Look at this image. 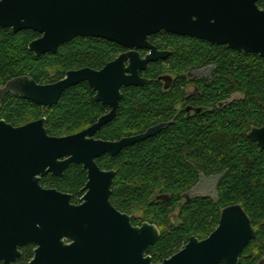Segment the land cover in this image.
Returning <instances> with one entry per match:
<instances>
[{
    "label": "trees",
    "instance_id": "trees-1",
    "mask_svg": "<svg viewBox=\"0 0 264 264\" xmlns=\"http://www.w3.org/2000/svg\"><path fill=\"white\" fill-rule=\"evenodd\" d=\"M259 7L264 10V0ZM38 36L33 31L14 34L0 28V89L24 76L48 84L61 80L70 70H99L124 51L102 39L76 38L61 46L57 54L36 57L28 46ZM150 41L170 51L167 63L176 81L165 92L163 84L156 81L164 68L151 64L145 73L152 77L150 84L124 89L116 119L97 137L115 141L160 123L171 125L115 157L98 160L102 169L117 172L111 202L123 213L143 212L144 220L159 228L160 239L149 253L156 264L178 253L190 237L207 238L217 228L221 211L240 204L256 230L240 264H260L264 259V150L248 133L253 127L264 126V60L164 31ZM206 67L212 68L213 76L194 83L201 95L191 102L202 112L187 118L189 82L181 75ZM94 95L87 84H81L66 90L56 106L43 110L8 93L0 103V120L19 126L30 116L35 120L45 117L49 135L75 134L94 124L108 109L96 102ZM236 95L241 98L233 99ZM202 177L219 178L217 201L197 197L181 203L183 194ZM85 181L86 173L72 165L59 185L78 199Z\"/></svg>",
    "mask_w": 264,
    "mask_h": 264
},
{
    "label": "water",
    "instance_id": "water-1",
    "mask_svg": "<svg viewBox=\"0 0 264 264\" xmlns=\"http://www.w3.org/2000/svg\"><path fill=\"white\" fill-rule=\"evenodd\" d=\"M259 2L0 0V28L11 29L14 34L33 31L41 35L28 46L36 57L57 54L61 46L76 38L102 39L127 50L101 70H71L51 84L19 77L0 89V101L12 93L46 110L56 106L66 90L86 83L95 92L94 100L110 108L89 128L65 137L50 136L45 118L20 127L0 121V161L58 160L60 177L72 164L87 171L80 205L71 204L70 195L58 193L57 232L45 246V241L38 242L41 249L31 264H156L149 253L160 239L159 228L151 223L135 227L130 215L118 211L111 202L116 171L102 170L97 159L115 157L155 137L171 123L152 126L119 141L96 139V135L116 119L124 98L122 89L149 85L150 80L142 73L151 63L169 57V51H161L149 41L162 31L264 60V10ZM142 51L148 54L143 57ZM248 138L264 150V126L253 127ZM255 238L256 230L243 206L230 205L221 211L217 228L207 238L190 237L178 253L159 264H240L243 251Z\"/></svg>",
    "mask_w": 264,
    "mask_h": 264
},
{
    "label": "flooded vegetation",
    "instance_id": "flooded-vegetation-1",
    "mask_svg": "<svg viewBox=\"0 0 264 264\" xmlns=\"http://www.w3.org/2000/svg\"><path fill=\"white\" fill-rule=\"evenodd\" d=\"M40 37L41 35H39L36 39ZM152 37L149 38V41ZM150 43L158 48V46L153 44L151 41ZM123 50L124 51L120 53L119 55L127 52V50H125L124 48ZM159 50L168 51V50H163V49H159ZM146 54H148V52L146 51L141 52V55L143 57ZM169 57H167L164 60H159L155 63L160 64L162 67L163 65H168L167 61ZM151 64L149 66H151ZM206 68H211V67H206ZM206 68H201V69L205 70ZM199 70L200 69H195V70L189 71L181 75L182 78L186 79V81L189 82L188 87H187V93H188L187 99L189 100L190 105H187L185 107V114L187 118H194L202 112L201 107L194 106L191 103L193 102L194 99L200 97L201 95L198 92V87L194 83L199 82L200 80L204 79L203 76H208V78H205L207 80H210L211 76H213L212 68H211V72H206V71L199 72ZM146 72L142 73V77L149 79L151 82L152 77L148 78L145 74ZM156 81H159L161 84H163V90L165 92H168L172 88L174 82L176 81V76H173V74H170V75L163 74V75H159L158 77H156ZM48 84H51V83H48ZM129 88H135V87H129ZM124 89H127V88L122 89L123 95H124L123 93ZM107 108L108 109L106 113H104L100 117L109 113L110 108L109 107ZM42 118H45V117H42ZM39 119H36V120H39ZM36 120H33V121H36ZM167 123H171V122H167ZM92 125L87 126L83 130L89 128ZM15 127H20V126H15ZM45 128H46V122H45ZM71 135H74V134H71ZM97 135H96V139H100L97 137ZM52 137H58V136H52ZM61 137H65V136H61ZM126 137H130V136H126ZM100 140H103V139H100ZM119 140H115V141H119ZM104 156H107V155H104ZM99 159H97V164H98ZM72 165H76V164H72ZM2 166L4 167V169L3 170L0 169V241L6 242V243L5 245L4 244L2 245V243H0V248H4L0 250V254H2V257L4 256V258L0 259V264H31L36 258V252L39 249H41V244L38 242L45 241L44 243V246H45L46 242L49 239H53L55 237V233L57 232L55 221L57 219V212H58L57 211L58 193H64V194L70 195L71 204L80 205L81 199L83 198L85 194L84 188L88 181L87 171L83 169L82 165H78L81 167L82 171L86 173V181L83 184V187L79 190V192L82 193V196H80L77 199L75 198L73 192L70 193V192L60 189L59 179L65 176L70 166L65 171L64 175L60 177L58 174V160L56 161V163H53V160L51 161L45 160L40 163L33 158H29L27 160H21L18 162H11L9 160H4V161H0V167ZM102 170L111 171L110 169H102ZM118 211L120 210L118 209ZM124 214H127V213H124ZM131 218H132V224L135 227H141L142 224L144 223H150L147 221H143L140 224H137L132 216Z\"/></svg>",
    "mask_w": 264,
    "mask_h": 264
},
{
    "label": "rangeland",
    "instance_id": "rangeland-1",
    "mask_svg": "<svg viewBox=\"0 0 264 264\" xmlns=\"http://www.w3.org/2000/svg\"><path fill=\"white\" fill-rule=\"evenodd\" d=\"M163 67H164V71H165L164 74H168V75L173 74L170 70V66L163 65ZM202 71L203 72H205V71L211 72V68H206L205 70H202V69L199 70V72H202ZM173 76H176V75L173 74ZM203 77L208 78V76H203ZM238 98H241V97L239 95H236L233 97V99H238ZM33 120H35V118L30 116V117L26 118L23 123L19 124V126L27 124ZM80 131H82V130H80ZM80 131H78V132H80ZM218 180H219L218 177H209V178L202 177L200 182L194 188H192L190 191L183 194L184 199L182 200L181 203H185L186 198H189V199L193 198L194 199L197 197H210V198L214 199L215 201H217V197H218L217 183H218ZM127 214L132 216L137 224H140L141 222L145 221L143 212H141L139 210H133ZM176 223H178L177 220H176ZM157 264H159V263H157Z\"/></svg>",
    "mask_w": 264,
    "mask_h": 264
}]
</instances>
